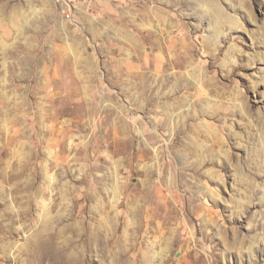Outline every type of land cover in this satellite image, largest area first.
Segmentation results:
<instances>
[{"label":"rangeland","instance_id":"374dc122","mask_svg":"<svg viewBox=\"0 0 264 264\" xmlns=\"http://www.w3.org/2000/svg\"><path fill=\"white\" fill-rule=\"evenodd\" d=\"M0 264H264V0H0Z\"/></svg>","mask_w":264,"mask_h":264},{"label":"bare ground","instance_id":"6f19581e","mask_svg":"<svg viewBox=\"0 0 264 264\" xmlns=\"http://www.w3.org/2000/svg\"><path fill=\"white\" fill-rule=\"evenodd\" d=\"M215 14H216V17H217V18L220 17V15H222V12H221V10L219 9V7H216V8H215ZM219 23H220V22L216 21L217 26H218Z\"/></svg>","mask_w":264,"mask_h":264}]
</instances>
